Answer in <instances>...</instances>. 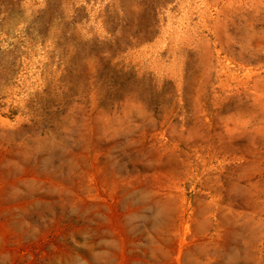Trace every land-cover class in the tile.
<instances>
[{"label":"rangeland","instance_id":"obj_1","mask_svg":"<svg viewBox=\"0 0 264 264\" xmlns=\"http://www.w3.org/2000/svg\"><path fill=\"white\" fill-rule=\"evenodd\" d=\"M0 264H264V0H0Z\"/></svg>","mask_w":264,"mask_h":264}]
</instances>
